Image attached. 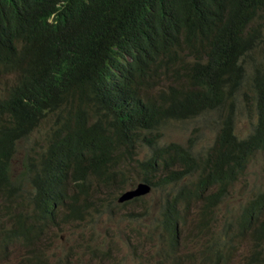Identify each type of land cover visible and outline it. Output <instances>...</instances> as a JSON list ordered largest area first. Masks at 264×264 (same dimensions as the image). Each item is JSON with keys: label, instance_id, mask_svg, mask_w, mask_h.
I'll return each instance as SVG.
<instances>
[{"label": "clouds", "instance_id": "clouds-1", "mask_svg": "<svg viewBox=\"0 0 264 264\" xmlns=\"http://www.w3.org/2000/svg\"><path fill=\"white\" fill-rule=\"evenodd\" d=\"M78 1H59L53 10L37 5L18 17L8 0H0V46L12 53L15 71H23L26 63L31 62L32 85L46 96L48 108L52 111L62 115L79 114L86 109L89 99L96 98L106 108L117 110L131 119L102 123L95 132L84 124L76 126V138L83 148L94 151L98 166L105 170L87 187L68 184L61 154L39 146L48 139L42 130L33 131L27 141H7L0 150V184L5 180L9 182L0 191V250L5 255L6 248L17 242L24 247L22 264L49 262V255L37 245L48 227L91 222L94 215L103 213L116 214L129 205L144 202L158 185L162 187L164 197L157 210L130 211L126 214L127 220L133 224L149 216L148 221L152 225L145 238L154 248L152 264H164L167 259L173 264H182L178 255L180 223H184L187 216H192L191 220L195 221L189 235L192 242L211 235L217 222L215 210L229 186L244 175L250 164L258 162L264 155V146L259 140L264 120H259L255 110L257 102L264 100V53L252 62L250 54L241 47L237 49L235 64L240 74L236 85L232 74L216 63L211 53L202 59L193 58L186 50L184 37L172 31L168 33L185 54L183 63H165L145 53L117 58L115 53L127 27H146L143 13L137 9L134 0ZM187 1L199 6L206 0ZM87 5L97 8L99 20L93 28L80 34L87 26L80 11ZM68 18L75 20L72 36L59 41L52 28ZM223 18L221 16L222 22ZM210 21L208 16V25ZM219 29L208 34L214 35ZM246 43L255 50H262L264 36H255ZM217 45H227V40L217 39ZM190 68L198 73L184 83V74ZM209 82H214L223 93L219 107L206 103ZM183 85H186L188 95L178 92ZM241 122L245 124V131L237 133L236 127ZM183 123L195 127L209 124L213 136L196 150L191 145L175 141L160 143L168 127ZM34 133L42 134L45 139L32 140ZM214 142L221 149L240 143L249 148L250 156L237 179L228 186L210 215L196 217L193 213L183 216L168 213L164 208L166 195L188 184L191 179L168 174L172 170L169 163L177 146L187 156L184 165L189 166ZM142 145L146 151L140 156L139 147ZM29 146L32 149H28ZM17 153H21V168L13 176L11 165ZM163 164L167 166L165 170L161 169ZM184 165L175 163L174 170L180 171ZM24 182L28 184L27 191L22 188ZM167 186L168 191L164 190ZM16 194H21L23 199L16 198ZM242 207L246 211L245 221H242L240 211L225 222L236 234L249 235L251 252L247 260L264 258V236L257 237L259 232H264V185ZM161 216L166 218L165 223L160 221ZM14 220L22 223L31 244H25L11 234ZM88 242L85 248L90 260L97 264L110 260L107 240L105 249H101L102 241L98 237ZM216 247H221L220 251L228 254L225 261L220 262L229 263L232 247H224L213 237L202 249L207 251L203 262L218 264L219 261L212 259L210 254V248ZM194 259L195 256L190 258ZM65 264L70 262L65 260Z\"/></svg>", "mask_w": 264, "mask_h": 264}, {"label": "trees", "instance_id": "trees-1", "mask_svg": "<svg viewBox=\"0 0 264 264\" xmlns=\"http://www.w3.org/2000/svg\"><path fill=\"white\" fill-rule=\"evenodd\" d=\"M63 0H8L14 14L22 17L24 12L37 5L53 10L56 4ZM82 0H79L80 3ZM138 10L145 18L146 27L129 25L125 31L122 43L115 56L123 58L145 53L154 59L165 63H183L185 54L168 33L176 32L187 42L186 50L195 59H202L210 53L214 61L224 66L233 76L235 85L240 74L235 64L236 51L239 47L250 54L255 62L264 49L255 50L246 42L255 36H264V0H206L196 6L187 0H134ZM86 18L87 26L80 31L93 28L99 20V12L94 5H87L80 11ZM208 16L211 21L208 25ZM223 16V22L221 21ZM74 18H68L56 23L52 28L54 37L65 41L72 36ZM220 28L214 34L212 30ZM7 32L4 31V35ZM217 39L227 40V45L218 46ZM13 55L4 46H0V150L10 140L27 141L35 130H42L48 139L39 144L41 148L55 151L62 156V165L66 171L68 184L72 187H87L93 179L105 173L97 164L93 150L83 148L75 136L76 126L87 125L95 132L97 127L107 122H122L131 117L113 109H108L98 99L87 101L86 109L79 114L62 115L48 108L46 96L37 91L30 79L31 62L26 68L15 71L12 67ZM196 69H188L184 74V83L191 81L197 75ZM182 95H188L186 85L178 90ZM223 93L214 82H209L206 92V103L219 107ZM259 120H264V100H260L255 108ZM264 146V129L259 138ZM28 149H32L31 146ZM250 150L244 144H237L228 149H221L216 142L196 156L189 166H185L186 154L177 146L174 157L169 163L172 170L168 174L175 177L191 178L188 184L174 189L165 197L164 208L168 213L183 216L193 213L196 217L210 215L215 206L227 191V188L237 178L241 168L246 164ZM185 167L174 170L173 164ZM177 166V167H182ZM166 164L161 165L165 170ZM8 180L0 184L3 191ZM215 188V190H212ZM23 199L21 194H16ZM62 196L61 199H63ZM193 209V210H192ZM242 221L246 220V211L240 212ZM165 223L166 218L161 216ZM11 234L19 237L25 244H31L26 229L18 220L12 222ZM264 236L259 232L257 237ZM223 245L233 247V236H217ZM221 247L210 248L212 259L225 261L227 253L220 251ZM177 250V247H176ZM188 256V255H187Z\"/></svg>", "mask_w": 264, "mask_h": 264}, {"label": "rangeland", "instance_id": "rangeland-1", "mask_svg": "<svg viewBox=\"0 0 264 264\" xmlns=\"http://www.w3.org/2000/svg\"><path fill=\"white\" fill-rule=\"evenodd\" d=\"M244 131L245 124L241 122L236 127V132L242 133ZM212 136L213 132L209 124L205 127H195L183 123L168 127L164 131L160 143L175 141L184 145H191L192 149L196 150L209 142ZM33 139L41 141L45 138L40 133H34ZM145 151L144 145L139 147L140 156H143ZM20 157L21 153H17L12 161L11 172L13 176H16L21 168ZM263 185L264 155H261L258 162L250 164L244 175L229 186L227 194L215 210L217 222L214 224L211 235L192 242L189 235L195 221L191 220V215L187 216V220L178 226V255L182 258V264H206L203 260L207 256V251L202 249L210 242V237L218 241V235H223L224 238L225 235H231L234 240L231 249L232 258L229 263L225 262L224 264H264V258L247 260L251 252L249 235L247 233L236 234L235 230L225 222L226 219L238 215L242 206ZM22 188L27 191L28 184L22 183ZM164 190L168 191L169 187H165ZM163 197L162 187L156 185L144 202L129 205L116 214L103 213L94 215L91 222L62 224L60 228L48 227L37 245L49 255V262L39 264H65V260H68L70 264H97L90 260L85 248V244L95 237L102 241L101 249H105L106 240L107 246L110 248L111 258L103 264H152L154 262L152 258L154 248L145 238L152 225V222L148 221L149 216H144L143 220L130 224L126 214L130 211L141 212L150 209L156 211ZM23 256L24 247L17 242L13 243L6 248L5 255L0 250V264H22ZM192 256H195L194 261L190 260ZM164 264L173 263L167 259ZM218 264L222 263L219 261Z\"/></svg>", "mask_w": 264, "mask_h": 264}]
</instances>
